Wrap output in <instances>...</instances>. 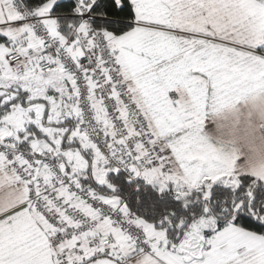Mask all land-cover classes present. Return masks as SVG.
Returning a JSON list of instances; mask_svg holds the SVG:
<instances>
[{"label": "snow or ice", "instance_id": "6c2138e0", "mask_svg": "<svg viewBox=\"0 0 264 264\" xmlns=\"http://www.w3.org/2000/svg\"><path fill=\"white\" fill-rule=\"evenodd\" d=\"M257 89L264 0H0V264H264L201 134Z\"/></svg>", "mask_w": 264, "mask_h": 264}, {"label": "clouds", "instance_id": "9594fccd", "mask_svg": "<svg viewBox=\"0 0 264 264\" xmlns=\"http://www.w3.org/2000/svg\"><path fill=\"white\" fill-rule=\"evenodd\" d=\"M224 109L228 111L224 112V118L220 123L222 131H227L228 139L217 149L223 155L234 158L239 169L264 170V89L250 92L234 104L218 111ZM253 113L256 119L248 128V132L245 135L238 134L237 117Z\"/></svg>", "mask_w": 264, "mask_h": 264}, {"label": "crops", "instance_id": "0c3cea01", "mask_svg": "<svg viewBox=\"0 0 264 264\" xmlns=\"http://www.w3.org/2000/svg\"><path fill=\"white\" fill-rule=\"evenodd\" d=\"M227 111L228 109H224L223 111H215L212 110L211 106L206 109V116L201 134L204 135L208 142L216 148L220 146L223 141L228 139L227 131H222L220 123L224 118V112ZM255 119L256 117L254 113L251 115H239L237 117L236 123V130L238 134L245 135L248 132V128L251 126V124L255 122Z\"/></svg>", "mask_w": 264, "mask_h": 264}]
</instances>
